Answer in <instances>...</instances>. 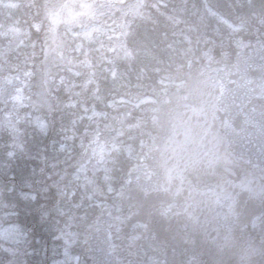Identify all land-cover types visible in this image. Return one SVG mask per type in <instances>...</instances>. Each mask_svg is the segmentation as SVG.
<instances>
[{"label":"trees","instance_id":"1","mask_svg":"<svg viewBox=\"0 0 264 264\" xmlns=\"http://www.w3.org/2000/svg\"><path fill=\"white\" fill-rule=\"evenodd\" d=\"M17 5L0 24V164L7 163L2 158L9 155L8 168L14 169L9 172L0 166V175L8 179L13 173L23 184L29 172L28 183L47 174L56 185L65 167L78 169L74 186L67 183L73 189L70 200L77 201L86 192H97L92 188L95 175L84 170L92 160L101 164H93L92 173L105 167L109 176L119 177L121 185L130 166L165 170L166 160L161 163V157H154L155 139L157 143V128L174 111L179 122H185L181 128L188 133L183 134L190 138L171 143L169 150H176L173 166L176 161V167H213L212 172L209 168L204 172L214 182L206 191L222 183L227 193H232L229 187L239 186L243 194L248 189L244 183L254 174L262 187L252 181L249 186L261 207L255 211V222L241 220L244 211L235 210L238 203L209 205L204 212L208 218L194 215L189 223L182 219L180 224L189 229L168 238L159 228L158 241L166 249L193 245L188 254L194 257L191 264H264V0H132L125 15L113 24L101 19L106 9L101 0H17ZM94 24L99 25L85 38L86 28ZM245 41L255 42L254 50L236 55ZM229 58L232 70L245 74L231 91H217V79L204 63ZM236 94L254 130L213 125L208 137L201 138L200 128H188L186 122L197 118L209 125L219 101L234 107ZM164 95H169L171 108L164 105ZM92 111L102 114L89 117ZM215 133H234L239 146L233 151L231 140H218ZM248 133L261 136L251 141L244 137ZM92 147L94 155H88ZM64 150L74 153L69 163L58 161ZM104 153L110 165L102 161ZM165 173L177 179L178 172ZM3 178L0 186L7 187ZM79 181L89 183L81 187ZM116 191L117 185L113 194ZM174 191L166 186L158 195V205L172 201ZM119 195L109 199L110 206L123 199V213L129 210L131 218V210L139 205L134 193L125 198L121 187ZM150 196L143 198L155 203ZM68 203L65 197V207ZM138 231L143 235L141 228ZM145 233L155 235L156 231L148 228ZM199 239L205 246L202 251L194 246ZM178 256H183L178 264H189L185 255Z\"/></svg>","mask_w":264,"mask_h":264},{"label":"rangeland","instance_id":"2","mask_svg":"<svg viewBox=\"0 0 264 264\" xmlns=\"http://www.w3.org/2000/svg\"><path fill=\"white\" fill-rule=\"evenodd\" d=\"M0 7L1 9H6L4 11L0 10V24H3V19L17 9V0H0ZM96 28L97 27L95 25H91L90 28H86L85 33L83 34L84 37L89 39L92 30ZM244 82L248 83L249 78H246ZM184 91H186V89ZM197 92L201 93L203 100L207 99L206 93L203 89H199ZM162 97L164 98L163 102H166L164 103V105H166L168 108H171L170 103H168L169 100L167 99L169 95H167L166 98L165 95L161 96V98ZM114 104L123 106L122 103ZM135 104L138 105L139 102L133 103V105ZM208 105L209 103L206 102L205 106L207 107ZM90 113L91 114H89V117H92V115L99 116L102 114L96 113L94 111ZM174 115H176V118L173 117ZM165 121L166 124L163 125L162 128H157V132L160 129L161 133L159 132V134L157 135L159 139V141L157 140V143L155 139L154 148L157 155L162 158L161 162L164 160L169 161L171 159L170 166L165 169L166 172H174L176 167L173 166V160L176 151L174 150L171 152L169 150V147L171 143L175 140H178L181 135H183L181 143L184 142L183 140L190 137H187L188 134H183L185 130L181 128V124H184L185 122H179L178 113L172 111L170 117H168ZM186 124L188 125V128H200L201 135H199V137L204 138L208 137L209 127L215 125V122L212 120L209 125H206L205 122L203 123L197 118L196 120H193L189 123L186 122ZM185 133H188L187 130L185 131ZM197 136L198 135H194L193 138H196ZM215 137L219 139L221 135L215 133ZM110 145L114 146V144ZM93 146L96 147L95 145ZM94 147L91 148V150L88 152V155H94ZM127 150L128 148H126V151ZM71 151L72 150H64V152L61 153V160L58 161H65L67 163H69L68 161H72L74 153H72ZM104 155L106 156L102 157V161L104 160L105 164L108 162V165H110L108 154L104 153ZM8 158L9 155L6 154L4 155V158H2L7 162L2 163L3 166L0 164L3 169H7L8 166L11 165L8 161ZM110 159H113V157H110ZM76 161H80L79 163L81 164V160L76 159L75 162ZM91 162L92 163L90 165H85L84 163L83 165L86 166L84 170H88L91 174L95 175V178H93V184H95L94 186H92V188L97 189V192L93 194L91 192H86L85 194H82V196H79V200L77 201L70 200L73 189H70L67 183L74 186L73 182L76 181L75 179L77 177L78 169H76L75 171H70L69 167H65L59 175L57 172H55V174L58 175V182L56 185H54L51 179H46L47 175H44L43 180H41L42 183L38 184L41 188L40 194H36L34 191L28 190H23L24 192L18 193L17 189L14 187L0 186V264H82V262H79V258H85L87 260V263L89 264V256H87L85 253V247L88 245V238L90 237L88 235L90 233L92 224L95 220L102 217H104L105 222H108L109 219L112 220L114 218V212H111L112 215L107 214L110 213V209L103 211L100 208L96 207L95 204H100L104 207V204H106L107 201L111 199V197L112 199H114L115 197L120 196L119 194L121 191V187H123V189L125 188V185H121L122 182L119 180V177L117 179L115 176H109V171L106 172L107 169H105V167L100 172H96L97 170H95V173H92L91 167L93 166V164L99 163H95L93 162V160ZM99 166H101V164H99ZM135 169L136 166H130L129 168H127L125 174L123 175V179L128 177L129 171ZM7 170H9V172H13L14 169L9 167ZM179 173H181V171H179ZM66 179L68 181L64 185V181ZM165 179L166 182L168 180L171 181L170 177L166 175V173ZM177 180L181 181L182 179ZM131 181L133 182L131 185L127 186L126 196L134 193L133 184L136 181V177L134 176V178H131ZM3 182L7 184L5 179H3ZM50 182L53 183V185ZM88 183L79 181V185L81 187L87 186ZM116 185L117 191L115 192V194H113L114 186ZM26 188L30 187L26 185ZM54 196L55 198H52ZM65 197L66 199H69V203L66 207ZM135 197L136 199L140 200L142 198L141 192L136 191ZM85 198H87V200L81 202ZM97 199H101L104 204L99 203ZM88 200H90V202H88ZM55 201L56 204L52 205ZM42 202H44L47 207L40 211L39 206L42 204ZM30 205L31 208H29ZM68 207H72L77 211L73 212L72 209ZM29 209H32L33 211L29 219L35 221L37 224L35 233H33L31 229L27 228L28 222L25 220V218L26 215H28ZM117 210L118 212L116 215L119 217H123V206H117ZM63 222L65 223L64 226L62 225ZM139 226L140 224L136 223L133 226L132 231H134ZM140 227H143V229H145L146 225L143 223V225H141ZM45 232H47V234H45ZM125 234L127 235V232ZM96 236H100V234L98 233ZM121 237L122 235H120V238ZM146 238L147 243H145V246L147 247V249L153 250V252H157V250H159V248L157 247L158 244L155 239H153L152 235H147ZM95 240L96 243H104V241L100 239V237L95 238ZM90 244L93 245L95 243L92 240ZM100 246L102 245L100 244ZM136 251L138 257L143 256L139 249H136ZM74 255L76 257V260ZM92 255L95 256V249L92 252ZM164 255L169 254L160 253L158 256L163 257ZM158 256L154 255L153 258L152 256H149L144 264H151L158 259ZM99 259L103 260L102 257H99ZM111 259L109 260V264H112ZM174 261L175 260L172 259L171 263ZM96 264L99 263L96 262Z\"/></svg>","mask_w":264,"mask_h":264},{"label":"flooded vegetation","instance_id":"3","mask_svg":"<svg viewBox=\"0 0 264 264\" xmlns=\"http://www.w3.org/2000/svg\"><path fill=\"white\" fill-rule=\"evenodd\" d=\"M205 158V157H204ZM203 158V159H204ZM201 170L204 171L207 168V165H201ZM209 171H213V167L209 168ZM190 169H186V182L179 183L178 181H174L173 183L169 184L168 187H170V190H175L170 195L173 197L172 201H176L180 205H184L185 208L183 211H180L178 213L174 212L172 214H165L162 213L158 208V195L164 192L165 188H160L158 190L152 191L148 195H151L150 197L155 198L154 199H147V198H141L139 201V205L133 210V212H144L150 215V217L147 214H144L142 216V219L144 221L149 219L150 225L154 226V230L156 231L155 234H157L158 229L162 228L163 233H179V223L180 221H186L190 222L191 217L196 215L199 219V217L208 218L209 216L205 215V210L207 206H220L224 203H230V204H237L236 211H239V209H242V211L247 213H253L257 207H258V198H256V195L252 192V188H248L243 194H240L239 186H233L229 187L230 190H232V193H227L226 190H224L223 184H217L216 188L211 191H206L204 188H206L209 185H214V182H208V181H202V179H207V177L204 176H198L195 178L190 177ZM189 175V176H188ZM197 178L199 180H197ZM174 185V188L171 187ZM167 193V192H166ZM242 195V200L240 202L239 197ZM146 196V195H144ZM240 197V198H241ZM44 204V202H42ZM39 206V210L42 211L47 207L46 204ZM178 204L175 206L178 208ZM242 206V208H240ZM31 208V205L29 206ZM197 211L200 213L198 214ZM32 209H29L28 215H26L25 220L28 222L27 228L31 229L33 233H35V228L37 227V224L35 221L30 220V216L32 214ZM139 217L134 215L130 219H127V223L131 225L133 223V219H138ZM210 220H212V217H210ZM202 221V220H201ZM155 222V223H154ZM162 224V226H160ZM186 228V226H183ZM127 228L124 226L123 217L120 216V219L117 220L110 229V235L108 236V244L107 245H96L92 247H85V250L88 248L89 250L97 249V256L102 257V255H105L107 252L112 254L114 256V260L117 264H123V260L125 263H127L128 259L133 260L135 258V255L133 254V247H129V240L126 236ZM47 234V232H45ZM120 235L122 237L120 238ZM73 248V247H72ZM125 257V258H124ZM112 259V260H113ZM99 264H108V261L105 262H99Z\"/></svg>","mask_w":264,"mask_h":264},{"label":"water","instance_id":"4","mask_svg":"<svg viewBox=\"0 0 264 264\" xmlns=\"http://www.w3.org/2000/svg\"><path fill=\"white\" fill-rule=\"evenodd\" d=\"M240 121H241V116H238V117H237V120L235 121V124L238 126L239 123H240Z\"/></svg>","mask_w":264,"mask_h":264}]
</instances>
